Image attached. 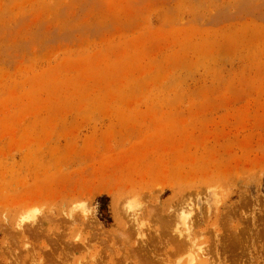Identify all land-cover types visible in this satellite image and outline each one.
<instances>
[{
	"label": "rangeland",
	"instance_id": "rangeland-1",
	"mask_svg": "<svg viewBox=\"0 0 264 264\" xmlns=\"http://www.w3.org/2000/svg\"><path fill=\"white\" fill-rule=\"evenodd\" d=\"M190 262L264 264V0H0V264Z\"/></svg>",
	"mask_w": 264,
	"mask_h": 264
},
{
	"label": "bare ground",
	"instance_id": "bare-ground-1",
	"mask_svg": "<svg viewBox=\"0 0 264 264\" xmlns=\"http://www.w3.org/2000/svg\"><path fill=\"white\" fill-rule=\"evenodd\" d=\"M193 207H194V206H193ZM189 208H190V207H189ZM190 209H192V207H191ZM188 210H189V209H188ZM192 211H194V210L192 209ZM192 211H189L188 213L190 214V212H192ZM33 215H34V214H33ZM22 216H23V215H22ZM26 216H27V215H26ZM28 216H29V215H28ZM30 217H31V216H30ZM30 217L28 218V220L30 219ZM33 217H34V216H33ZM21 218H23V220H24V217H21ZM26 219H27V218H26ZM31 219H32V217H31ZM21 220H22V219H21ZM25 221H27V220H25ZM35 221H36V220H35ZM19 222L21 223V221H19ZM19 222H18V223H19ZM186 222H187V221H185V224H187ZM16 223H17V222H16ZM18 225H19V224H18ZM18 225H17V226H18ZM21 225H22V223H21ZM23 227H24V226H23ZM25 227H26V226H25ZM15 228H16V226H15ZM17 228H18V227H17ZM24 231H25V230H24ZM181 234H182V233H181ZM187 236H189V234H187ZM184 241H185V240H184ZM186 242H187V241H186ZM187 244H188V243H187ZM187 244H186V245H187ZM181 245H182V244H181ZM190 245H191V244H190ZM178 246H179V245H177V247H178ZM191 247H192V245H191ZM191 256H192V255H191ZM190 258L192 259V260H190V261H194V260L197 261V259H196L197 257L194 256V255H193V258H192V257H190ZM193 263H194V262H193ZM188 264H191V262L188 263Z\"/></svg>",
	"mask_w": 264,
	"mask_h": 264
}]
</instances>
